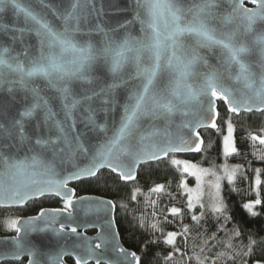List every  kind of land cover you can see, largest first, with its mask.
I'll list each match as a JSON object with an SVG mask.
<instances>
[{"label": "snow or ice", "instance_id": "obj_1", "mask_svg": "<svg viewBox=\"0 0 264 264\" xmlns=\"http://www.w3.org/2000/svg\"><path fill=\"white\" fill-rule=\"evenodd\" d=\"M224 2L229 10L218 14L215 10ZM251 3L254 8L245 7V0H192L191 3L188 0H132L131 20L117 22L115 27L94 24L86 33L89 39L78 44L75 33L81 30L83 21L99 11L94 0H61L57 6V15L63 24L61 31H57L42 12L35 11L33 0H0V19L3 13L11 11L16 18L23 16L25 22L24 27L0 23V34L8 37L6 45L0 40V94L6 95V99L0 101V202L23 205L29 199L55 195L62 198L64 205L61 209L41 210L38 216L23 222V229L17 219L11 220L8 226L18 234L22 230L27 233L49 229L56 233L67 229L76 234L75 226L61 223L58 229L55 227L56 217L61 213L72 217L77 198L75 190L68 188L69 181L97 176L103 168L117 174L123 181H131L135 179L138 166L158 160L161 155L201 151L203 141L196 129L208 126L202 119L184 120L178 126L189 130L193 137L191 142L183 135L173 137L166 133L163 143L148 147L128 143L127 138L132 136L143 117L152 120L163 117L170 121L176 112L187 115L193 108L197 112L204 110L206 102L210 126L217 128L216 99L226 103L230 114L264 111V0H251ZM137 22L142 34L133 36L129 29ZM229 25L233 27L229 28ZM92 31L99 34L98 40L91 39ZM32 33L35 43L29 42ZM193 38L194 45L185 42ZM200 48L218 50L220 66H211L200 54ZM67 53L72 54L71 59L66 58ZM201 65L208 71H200ZM254 65L256 70H253ZM38 77L47 80L48 86L60 94L63 120L55 119L56 113H53L49 99L41 94L40 87L34 86ZM106 78H110L111 83H107ZM137 79L139 83L131 85L127 102L122 105L119 129L105 144L93 150L83 138L84 134L73 130L82 120L91 131L105 132V126L96 123V113L110 112L116 105V89L128 90L129 81ZM226 80L234 81L238 86H225ZM76 81L88 86L78 85L80 91L75 92L73 84ZM94 100H99V108L92 107ZM80 106L84 107L86 114L74 115ZM226 124L223 146L227 155L237 150L231 119ZM153 134L148 133V136ZM146 138L140 136L141 144ZM251 138L264 143V137ZM50 149L61 160L71 161L77 155H91L86 166L77 167L63 179H26L52 174V165L40 158ZM21 152L25 153L22 158ZM171 163H183L184 172L194 167L178 159H172ZM36 169H42V172ZM199 171L202 173L207 169ZM192 175L200 180L197 172ZM228 179L232 180L231 174ZM161 187L157 185L155 191H160ZM214 187L212 198L216 200L220 184L217 182ZM260 204L261 200L256 199L245 204L244 208L255 215L252 209ZM187 207H193L191 196ZM204 207L201 204V208ZM225 210L222 202L212 208L217 214ZM170 212L178 214L181 209L172 207ZM203 215H193L191 219L198 224ZM227 220L228 217H224L225 223ZM40 221H43V227H38ZM188 232V226H184L182 234L187 237ZM180 234L169 231L164 239L171 245ZM99 239L103 240L102 237ZM81 247L84 255L77 253L75 264H89L92 259L95 264H106L102 253L96 251L101 249V244H96L94 249L85 242ZM19 251L34 255L18 238L17 255ZM119 251L123 253L125 264H140V257L135 252L129 253L123 248ZM179 252V248L174 249V253ZM174 253H170L168 259ZM29 264L36 262L30 260Z\"/></svg>", "mask_w": 264, "mask_h": 264}, {"label": "trees", "instance_id": "obj_2", "mask_svg": "<svg viewBox=\"0 0 264 264\" xmlns=\"http://www.w3.org/2000/svg\"><path fill=\"white\" fill-rule=\"evenodd\" d=\"M218 110V129L201 132L204 138L201 153L172 155L144 164L134 182H123L119 176L104 170L75 184L78 194L99 195L114 201L122 242L137 253L141 264H264V143L251 138L264 137V112L230 114L220 99ZM229 119L234 126L237 150L232 157L245 170L235 181L224 185L226 210L222 214L205 211L197 224L191 217H201L197 214L199 207H187L188 195L182 184L187 175L171 161L187 158L216 166L224 156L223 137ZM157 185L162 186L160 191H155ZM256 199L261 204L253 207L256 214L252 215L244 205ZM57 203L58 200L48 197L30 205L26 213L33 215ZM172 207L180 208L181 212L172 214ZM224 217H228L227 223ZM5 224L0 213V230L6 228ZM184 226L189 228L187 237L182 234ZM169 231L181 233L171 245L164 239ZM175 248L180 252L174 253ZM170 253L174 255L168 259Z\"/></svg>", "mask_w": 264, "mask_h": 264}, {"label": "water", "instance_id": "obj_3", "mask_svg": "<svg viewBox=\"0 0 264 264\" xmlns=\"http://www.w3.org/2000/svg\"><path fill=\"white\" fill-rule=\"evenodd\" d=\"M23 2V0H21ZM189 3L192 0H188ZM61 4V0H33V8L37 12H42L45 18L48 20L50 24L57 30L61 31L63 24L57 15V6ZM95 8L99 11L93 12L92 15L86 20L82 22L81 30L75 33V42L78 44H83L85 40L89 39V36L86 33L93 27L94 24H101L102 26H111L115 27L117 22H124L125 20L132 19V0H94ZM245 7L254 8L255 5L251 3V0H245ZM226 10H229V6L226 2L222 3L219 8L215 11L219 13H223ZM0 23L13 25L15 24L17 27H24L25 22L23 16L16 18L11 11H7L2 14V19H0ZM218 24V22H217ZM161 31H164L163 22H161ZM233 27V25H229V28ZM140 24L137 22L131 26L129 31L133 36L141 35L140 32ZM91 39L93 41L99 39V34L95 31L91 32ZM0 40L5 42V45L8 43V37L0 34ZM29 42L35 43L36 39L34 33L30 34ZM187 44H195V40L189 39L185 41ZM17 49L19 45L16 46ZM54 51H59L58 48H54ZM200 54L205 56L208 59V62L213 67H219L220 61L218 60V50H209L206 48L199 49ZM66 58L71 59L72 54H65ZM249 63H253L249 61ZM132 70V69H128ZM253 70H256V66H253ZM200 71H208V69L204 66H200ZM235 72V69H233ZM94 75H100V73H93ZM107 83H111L110 78H106ZM166 82V81H165ZM139 83V80L129 81V89L121 87L116 89L114 95L116 100V105L112 107L110 112L99 111L95 115V120L98 125H104L106 131L105 132H96L91 131L89 128H86L83 121L78 123L77 128L73 130L74 132L78 131L84 134V139H86L88 145L96 150L100 146L106 143V141L111 138L116 131L120 127L121 117L123 116V108L122 105L127 102V97L129 94V90L131 85ZM78 85H83L87 87L88 85L81 81H76L73 84V90L75 92H79L80 89ZM34 86H38L42 89V95L49 99L50 107L53 113H56L55 119L63 120V112L61 111V99L60 94L57 92L55 88L49 87L47 80L44 78H35ZM225 86L228 87H236L238 85L235 84L234 81L226 80ZM6 99L5 94H0V101ZM218 100H215V110L219 113L218 110ZM224 102V101H223ZM226 109L227 105L224 102ZM92 107L99 108L100 102L99 100H94L92 102ZM261 113L264 111H252V112H244L234 115H240L242 113ZM86 113L84 112V107L80 106L77 110L74 111V115L83 116ZM202 119L204 124L208 125L207 127H199L196 130L200 133V139L203 141L201 144V151H185L180 153H170L168 156H163L158 160L149 161L147 163H143L136 169L135 179L131 181H123L126 183L134 182L137 179L139 168L148 163H155L158 161H162L167 159L172 155L178 156H188V155H197L202 152L204 146V138L201 135L203 130H217L218 129V119L219 115L216 117L217 128H212L211 119L207 113V104L205 102L204 110L197 112L195 108L191 109L187 115H184L181 112H176L172 115L170 121H166L165 118L161 117L156 120H152L149 117H143L138 121L137 126L133 130V134L131 137L127 138V142L134 146L148 147L153 143H163L166 139V133L172 135L173 137L183 135L185 139L189 142L192 140V135L190 134L188 129H181L178 126L181 125L184 120H197ZM148 133H154L151 136H148ZM145 135L147 138L142 142H140V136ZM194 146V145H193ZM25 155L24 152L20 153L21 158ZM90 155L88 157L77 155L71 161L69 160H61L58 156L53 155V150H48L45 155L40 158L45 161V163H50L52 165V174L50 175H37L35 177H26V179H35V180H60L69 174L71 171H75L77 167H84L88 164ZM108 170L107 168H103L99 170L101 171ZM37 172H42V169H36ZM98 173V174H99ZM115 174V173H114ZM117 175V174H115ZM118 176V175H117ZM95 177V176H94ZM94 177H84L80 180H71L68 182V188L74 189V184L94 178ZM76 195V190H75ZM57 197L55 195H45ZM43 196V197H45ZM42 197H37L33 199L27 200L23 205L12 204L7 201L0 202V207L5 208H16L26 205L28 202L32 200H37ZM62 200L61 197H57ZM108 203H104V202ZM55 208H44L42 210L51 211ZM41 212V211H40ZM40 212L35 215L38 216ZM116 205L113 200L99 196V195H84L76 200H74V206L72 210V217L69 218L67 213H61L56 217L57 223L55 227L58 229L59 224L64 223L66 225H71L77 227V233L71 234L67 231L56 233L52 230L47 231H28L25 233L23 230L21 233H17L15 236L10 237H2L0 236V264L4 261L10 260H19L22 257H29L30 260H35L36 264H70L66 259L71 258L74 261L76 260V254L84 255V249L81 247L85 242L90 243L95 249L96 244H101V249H97V253H102V258L106 262V264H125V258L123 253H120L119 249L123 248L126 252H135L129 248H127L121 239L118 226L116 223ZM31 216V217H35ZM31 217L21 218L19 219V226L23 229V222L28 220ZM38 227H43V221L38 222ZM100 237L103 240L99 239ZM19 238L20 242L25 245L26 248H30L34 255H29L27 251H19L17 253V239ZM136 253V252H135ZM137 254V253H136ZM138 256V255H137ZM130 259V257H129ZM29 264V263H28ZM89 264H95V259L89 260ZM141 264V262H140Z\"/></svg>", "mask_w": 264, "mask_h": 264}, {"label": "rangeland", "instance_id": "obj_4", "mask_svg": "<svg viewBox=\"0 0 264 264\" xmlns=\"http://www.w3.org/2000/svg\"><path fill=\"white\" fill-rule=\"evenodd\" d=\"M234 129V126H233ZM227 134V127L224 131V135ZM233 142L234 146H236L235 143V130L233 131ZM223 153H224V146H223ZM232 153L229 154H223V159L220 163H218L216 166H208L204 164H199L191 159L187 158H174L178 159L182 162H188L190 165H193L194 167L191 168L189 172L186 173V177L183 179V187L186 191L188 198L189 196L192 197V204L193 207L189 209H194L196 207H199L197 214H201L205 211L211 210L213 208L214 204H219L222 202L223 207H225V199H224V185L226 182H233L235 181L238 176L242 175L244 173L245 167L242 166L240 161H235L232 157ZM179 166L183 170V163H181ZM200 169H207L206 172H200ZM192 172H197L200 175V180H197V177L192 175ZM229 174L232 175V180L228 179ZM217 177H219V180L217 181ZM220 184V190L218 194V199L213 200V194L215 193V184ZM203 193V195H201ZM201 204H204V208H201ZM9 229V227H8Z\"/></svg>", "mask_w": 264, "mask_h": 264}, {"label": "flooded vegetation", "instance_id": "obj_5", "mask_svg": "<svg viewBox=\"0 0 264 264\" xmlns=\"http://www.w3.org/2000/svg\"><path fill=\"white\" fill-rule=\"evenodd\" d=\"M73 187L75 188V184L73 185ZM75 190H76V188H75ZM84 195H89V194L88 193L87 194H78V192L76 190V195H75L76 198H79V197L84 196ZM48 197L58 200V203L55 206H53V205L45 206L42 209H44V208L61 209V208L64 207L63 201L61 199H59L57 197H52V196H45V197H42V198L37 199V200H32V201L28 202L26 205L21 206V207H16V208L0 207V213H1L2 217L5 218V223H6L4 225L6 228L0 230V236H2V237L15 236L17 234V232H16V230L14 228H10L8 226L9 222L11 220H13V219L19 220L21 218H26V217H31V216L37 215L42 209L39 210L37 213H35L33 215H30V214L26 213L27 208L30 205H33L36 201H42V200H44L45 198H48ZM8 227H9V229H8ZM2 233H5V234H2ZM66 260L70 264H75V261L73 259H71V258H68ZM11 262H22L23 264H28L29 263V257H22L19 260L4 261L1 264H9Z\"/></svg>", "mask_w": 264, "mask_h": 264}]
</instances>
